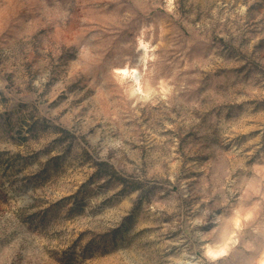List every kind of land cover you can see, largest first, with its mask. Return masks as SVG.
I'll list each match as a JSON object with an SVG mask.
<instances>
[{"label": "rangeland", "instance_id": "1", "mask_svg": "<svg viewBox=\"0 0 264 264\" xmlns=\"http://www.w3.org/2000/svg\"><path fill=\"white\" fill-rule=\"evenodd\" d=\"M0 264H264V0H0Z\"/></svg>", "mask_w": 264, "mask_h": 264}, {"label": "bare ground", "instance_id": "2", "mask_svg": "<svg viewBox=\"0 0 264 264\" xmlns=\"http://www.w3.org/2000/svg\"><path fill=\"white\" fill-rule=\"evenodd\" d=\"M122 73H127L125 70H122ZM136 77V76H135ZM138 79V78H137ZM136 78H135V85H136V87H138V90H139V82H138V80H137ZM140 91V90H139Z\"/></svg>", "mask_w": 264, "mask_h": 264}]
</instances>
